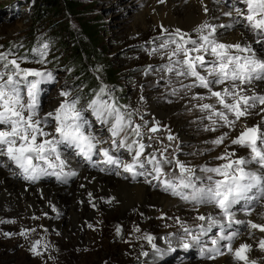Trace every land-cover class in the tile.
<instances>
[{"label":"rangeland","instance_id":"1","mask_svg":"<svg viewBox=\"0 0 264 264\" xmlns=\"http://www.w3.org/2000/svg\"><path fill=\"white\" fill-rule=\"evenodd\" d=\"M213 1H216L218 7H221L223 10L227 9L232 13V15L234 16L236 28L244 25V27L242 26L239 29H242L243 32L248 33L251 39H255V41L258 39V37L256 35L254 36V34H252V31L245 26L246 22L243 20L242 16L239 15V13L246 14L247 5L244 0ZM78 2L81 3V8L79 9L80 14L78 15V17L99 27L101 41L100 46L103 50V63L110 66L111 71H114L116 73V79L113 84L110 86L106 85L108 91L111 93V97L115 100L117 106L121 108V111L125 113L126 117L128 113H131L133 126L137 124L141 126L140 131L143 134L141 137H136L135 134L128 129H126L125 131L127 132L128 143H131L133 140H138L140 143H143L145 145L144 152L140 156V162L143 163L144 166H147V169L142 170V174H145L149 170L148 168L151 163H149L148 161L153 156H155L156 160H158L162 165L165 166V170L169 176L179 177L180 172L175 165V161H180L186 166L194 169V183L196 184L197 188H202L211 186L212 182L217 176L216 174L204 171L203 169L213 168L214 166H216V164L227 162L225 160L217 159V157H220L225 153L234 152L235 155L232 157V159L242 158L238 156L237 151L241 149L246 151L245 160H248V158L251 160V154L247 148L234 144H232V146H237L239 147V149L237 147H233V150H231V148L228 147V145L231 144V140L235 138L233 137V135L235 133L238 122L236 123L234 128L221 127L219 126V124H217L215 125L216 131L208 130L214 125H212L211 121L205 118L209 115V113L201 111L199 105L204 103L215 104V98L203 100L193 99V96H199L201 94L207 97V89L199 87H184V85L192 84V78L179 77L175 75V72L169 73L167 71V67L172 66L175 59H177L176 57H173L172 61L168 59V55L175 48V45L170 44L166 49L159 48V45L163 41L169 40L170 38L178 39V37L175 35L177 28L170 27L167 31H163L162 29H160V27H157L153 23V21L150 20L146 22V25H144V31L137 28L138 22L147 15L146 11H150V8H146L148 0H78ZM163 2L161 4H163ZM34 20L35 17L33 16V8L31 7V4L27 3L26 0H0V53L7 54L8 59H17L22 68L46 70L53 73V76L55 77L54 82L51 84V86L45 88L47 94L40 106L39 115L41 117L55 109L49 108L50 103L59 104L62 100L65 99V97L60 96L61 91H68L69 96L67 97V99H78V109L82 111L86 119L93 120L92 129L88 127L86 131H90L94 135L100 136V138L103 139V142H105V144L101 143V147H110L109 142H112V138H110L111 134L108 131V125L99 122L95 116L94 118H92L93 114L88 109V104L91 101H88L84 98L83 88L79 85L80 82L77 79V76L72 75L73 72L71 71L67 60L68 55L65 56L67 52L66 49L61 48L59 43L57 44L56 41H54L55 37L52 36V34H46L45 29L47 25H44V27H42L41 25L34 27ZM65 20L68 22L67 25L69 24L71 31L77 30V21L75 18H73L72 16H66ZM237 20L240 21L239 24L237 23ZM58 21H60L59 18L54 19L47 17V19L43 23L50 24L52 22ZM148 29L149 32L147 31ZM180 32L183 33L182 31ZM31 33H37L35 45L33 43H30L32 42V38H30ZM200 34L201 33L197 34L195 31V36L187 35V37H191L193 40L199 41ZM62 36L60 35L56 38L58 39L59 37H61L63 38L62 41L68 40L67 33H63ZM37 38H39V40ZM47 39L49 43H45ZM215 39L221 43L228 44L227 42L221 41L220 38H216V35ZM254 43L257 44L256 42ZM44 44L48 45L45 62L43 64L37 63V61L40 59L38 51L43 49ZM258 45L264 48V45ZM188 47H192V45H188ZM27 48H32L31 52L28 51L24 53ZM65 48L69 47L65 46ZM153 49H157V51L152 52ZM196 54L197 53H193V55ZM205 58L208 61H211L213 59V57H211L210 55H206ZM3 63L4 62H0V70H2ZM102 66L101 70L105 67ZM200 71L202 74H205L204 69H200ZM246 85L247 84L242 85V87H246ZM224 86L216 85L214 86V90L218 91ZM166 87L170 90L166 89ZM174 90L175 94H173ZM179 90L181 92H184V95L183 97H180L178 99ZM196 92L199 95L196 94ZM189 93H193V95L191 96ZM188 95L191 98V102L187 106V110H184L179 114L177 113L178 119H176V121L173 120L174 122H171L168 115H166V111L161 115L158 114L156 110L154 111L152 109L153 104L158 102L161 97L165 98L164 96H170V101H173L175 105H178L180 102H182L183 98L185 99L186 97H188ZM102 98L109 99L108 96H104ZM93 99H95V97ZM109 102H111V100H109ZM258 106L260 107V109L255 107L251 108V110L254 111L253 113L256 116L263 117L264 112L261 111V108L264 106ZM216 107L220 108V105L216 104ZM251 110L249 109V111ZM172 115L174 114L172 113ZM248 117L249 115L246 117H242L241 121L247 120ZM229 118L233 119L232 116H230ZM157 123L159 130L155 133L150 132L149 129L153 126H157ZM176 123L177 125H175ZM95 125L97 126L95 127ZM45 130L48 132H52L53 126L49 124V126ZM179 130L181 131V134L188 136V141L180 139ZM225 132L228 133V137L221 145L217 146L211 143L213 140H215ZM169 134L175 137V139L168 140L167 137ZM137 147V145H133V149L137 150ZM122 149L123 151L128 152L127 148ZM6 159L7 158L5 156L0 155V161L6 163V165L8 166L7 167L6 165H2V163H0V167H6L5 169L11 170V173H13L17 179L16 181L22 182V184L24 185L33 187L36 185L34 183H50L62 186L68 185L71 181L74 182L73 179H69L66 183H55L48 181L46 177L38 182L26 180L22 174L18 173L15 168L10 166L8 159ZM167 161H172V163H168ZM254 163L255 162H253V167ZM255 168L259 167L255 166ZM87 170L97 172L93 171L92 167H88ZM16 172L18 175L16 174ZM97 173L102 174L105 177H109L113 181L122 180L125 182L136 184L146 181L145 183L147 184H153L152 181L147 180L131 181V177L126 175L125 178L123 176V179H121L122 177H116L111 173H107L109 176L100 171ZM76 175L73 177H76ZM209 177H212V180H209ZM152 187L155 191L162 192L164 196H170L166 192L162 191L158 184L154 183ZM186 190L187 191L185 192H187V194L191 193V189ZM261 197L259 199H261ZM170 198H172V201L179 202L187 207L186 211L190 212L189 209L192 210V213L190 212L191 219L186 223L180 224V226H176L179 227L178 230L180 231V234L176 235L173 241L164 242L165 239H172L173 233L171 230L166 231V233H164V231L159 232L160 230L158 226L154 225V223L156 222L155 218H152L149 221L150 224L147 226H145V224H142L143 221L137 223L140 232H134L133 235L127 237L125 235L126 232L122 231L121 229H119V232H117L118 226L116 225V223L118 222V217H113L109 220L112 221V227L105 226L99 229L98 237L101 238V242L97 250L92 255H89L86 264H131L130 260L125 259H123V263H117L113 254L118 251L117 249L120 248V250H125L127 255L133 256V252L136 248H141L142 245L148 242V240L145 238L146 236H152L154 237V239L152 243L148 242V246L145 245L141 248L144 253H147V255L142 254L143 261L137 264H184L189 258L185 255L186 251L188 253L191 252V254L196 256V258H198L199 260L203 258L207 260L208 255L199 254V249L201 246L199 245V243H193L191 241V237H189L184 232V229L188 228L193 234L198 235L200 237L199 242L205 241L206 243H208L209 239L214 236L215 229L220 227V225L217 224L212 227H209L208 225L203 226L207 222V220L198 219V217L201 216L200 210L209 207L220 216H222L220 209L215 207L213 204H201L193 202L191 200H178L177 198H174L172 196H170ZM258 201L254 207L243 208L244 210H242L241 208V211L245 213L254 212V208H257V206H259ZM249 208H253V210ZM158 213H160V211L156 212V214ZM171 215V218L165 219L167 223L177 221L178 217L174 216L173 213ZM248 215L250 214H247L246 216ZM61 216L63 217L64 214ZM200 224H203V235ZM239 226L243 227V225L241 224H239ZM232 227L236 228L235 224H233ZM233 228L226 226V228H224L225 230L223 235H226L229 232L233 233ZM239 228L240 227H238V229ZM241 229L242 228H240L239 230ZM5 233H8L9 235L6 236ZM20 233V231L16 232L15 236L21 237L22 235ZM255 234L257 235V232L254 231L251 235L255 236V238H258V236L256 237ZM87 235L88 234L86 233V236L84 237H87ZM12 236V233L8 229H3L0 232V239L9 240ZM205 237L206 240L203 239ZM117 238H119L120 240ZM41 240L42 238L38 239V237L29 240L27 238H24L20 242L21 246L19 248V251H23L28 256L35 255V253L31 251V249L33 245L37 241H39V245H37V251L40 252L42 250L41 247H43ZM158 242L161 244L160 247L157 245ZM185 242L191 244V246L187 249L182 247L183 243ZM233 242L234 239L231 243L233 244ZM153 244L156 245V249H159V252H157V250L153 248ZM209 244L210 241L208 245ZM221 244L223 246L224 242ZM13 250L11 251V253H17L18 248L14 247ZM262 254H264V252ZM223 255H229L232 258L234 264H241V262L236 261L233 258L232 254L224 253ZM12 256L13 255L5 258L1 257L0 264H7L13 259L11 258ZM57 260L60 262L62 261V264H79L81 258H77L73 255H68L62 258H57Z\"/></svg>","mask_w":264,"mask_h":264},{"label":"snow or ice","instance_id":"2","mask_svg":"<svg viewBox=\"0 0 264 264\" xmlns=\"http://www.w3.org/2000/svg\"><path fill=\"white\" fill-rule=\"evenodd\" d=\"M244 2L247 5L246 14L239 13V15L246 22V27L258 37L255 42L264 45V0H244ZM224 15L231 16L232 13L225 12ZM239 22L237 20V23ZM231 26H214L205 23L196 29L198 33H201L199 41L187 37V34H183L177 29L175 35L178 39L170 38L159 45L161 49L168 48L170 44L175 45V48L168 55V59L170 61L173 60V57L177 59L172 66L167 67V71L169 73L175 72V75L179 77L192 78V84L184 85V87L207 89V97L193 96V99L215 98V104L204 103L199 105L201 111L209 113L205 118L214 125L208 129L211 131H216L215 125L217 124L221 127L234 128L242 117L250 114L249 109L255 108L257 105L264 106V95L255 92L252 95H247L245 94L247 90L242 87V85L251 84L253 81L264 80V59L257 57L251 45L225 44L215 39L217 27ZM188 45H192V47H188ZM47 48L48 45L44 44L43 49L38 51L40 59L37 63L43 64L45 62ZM156 51L157 49L152 50V52ZM193 53L197 54L193 55ZM206 55H210L213 59L211 61L206 60ZM0 62H4L2 70H0V155L6 156L16 168L25 174L27 179L34 181L40 175L55 176L57 180L66 183L68 177L75 176V171H64L65 161L61 159L60 154V146L62 145L74 149L77 155L89 162H92L94 155H99L104 157L103 162L105 164L117 168L122 167L124 172L131 173L133 177L139 174L135 169L137 166L141 168L144 166L139 158L144 152L145 145L138 140L127 143L125 130L128 129L136 137H141L143 135L140 131L141 126L138 124L133 126L131 113H128L127 117L125 116V113L121 111V108L111 97L107 86L100 88L96 98L88 104V109L99 122L108 125V131L112 137V144L109 148L101 147L102 141L92 132L86 131V125H89V122L77 107L79 100L67 99L68 91L60 92V96L65 97V99L53 111L46 113L43 117L39 115L40 85L54 81L55 77L51 71L22 68L17 59H8V55L5 53H0ZM200 69H204L206 74H202ZM216 85L225 86L217 91L214 90ZM173 94H175V90ZM104 96H108L109 99H103ZM216 104L220 105V108H217ZM261 111L264 112V107L261 108ZM230 116L233 119H230ZM49 124L53 126L52 132L45 130ZM158 130V123L157 126L149 129L152 133ZM227 137L228 133L225 132L211 143L217 146L221 145ZM167 138L168 140L175 139L171 134ZM231 143L249 149L251 161L244 158L232 159L235 155L234 152L217 157V159L227 162L215 168L203 169L221 177L214 180L211 186L197 188L193 180L194 169L180 161H175L180 172L179 182L173 183L167 180L162 182L164 191H171L172 195L180 196L185 201L213 204L219 208L228 227H231L233 222L242 223L233 220L231 209L234 204L245 199L246 193L253 187L260 186L261 192L264 193V175L246 171L244 167L249 162H255L264 169V130L260 125L252 127L244 125L239 135L232 139ZM133 145L138 146L133 163L122 164L113 155L114 151L124 147H127L128 151L131 152ZM53 156L55 161L59 162L58 164L51 158ZM37 161L43 162L47 168L36 163ZM148 162L159 165L155 156ZM167 162L172 163V161ZM48 169H52V171H48ZM154 171L157 174L154 179H159L162 169L156 166ZM208 179L212 180V177ZM178 189H191V193L186 194L183 191H178ZM198 219H207L210 222L209 227L221 224L213 217L201 215ZM247 223L252 229H259V231L264 232V224H256L251 221ZM200 227L203 232V226ZM220 230L223 233V224H221ZM117 232H119V228ZM184 232L191 237L193 243H199L200 237L198 235L193 234L188 228H185ZM20 234L25 235V232ZM5 235L9 234L5 233ZM236 235V232L230 235H221L219 240L228 241L225 245L226 250L232 254L236 261L241 262V264H256L255 261H249L247 255L251 245L245 243L233 248L231 242ZM145 238L149 243H152L154 239L152 236ZM218 242V240H212L214 246ZM37 245H39V241L33 245L31 251L39 255ZM152 246L156 249L155 244ZM190 246L191 244L187 242L182 245L185 249ZM259 247L264 250V239L259 241ZM156 250L159 252V249ZM207 251L214 253L208 257L209 259H215L217 255L224 254L218 247L210 248Z\"/></svg>","mask_w":264,"mask_h":264},{"label":"bare ground","instance_id":"3","mask_svg":"<svg viewBox=\"0 0 264 264\" xmlns=\"http://www.w3.org/2000/svg\"><path fill=\"white\" fill-rule=\"evenodd\" d=\"M163 1V4H161V0H148L146 8H150V11L147 10V15L138 22V29L143 30V28H145L144 25H146V22L149 20L153 21V23L163 31L165 29L168 30L170 27H176L182 31L183 34L187 35H194L196 29L205 23L214 26L232 25L231 27L225 28L217 27L215 34L216 38H220L221 41L227 42L228 44L241 43L242 45H251L257 57L264 59V48L255 44V39H251L248 33L239 29L242 26L244 27V25L236 28L234 16L226 17L224 13L229 12V10H223L221 7H218L216 1ZM205 9H207V11H205ZM147 31L149 32V29ZM196 33L198 34L197 31ZM252 34L254 33L252 32ZM244 88L247 90L245 93L247 95L250 93V95H252L253 92L264 95V80L253 81L252 84H247ZM166 89L170 90L167 87ZM183 93L184 92L179 90L178 99L183 97ZM193 93L189 94L192 96ZM196 94L198 93L196 92ZM199 96L203 95L201 94ZM164 97L165 98L161 97L163 99L160 98L158 102L154 103L152 109L154 111L156 110V112L161 115L166 111V115H168L171 122L176 121V119H178L177 115L187 110V106L191 102L189 95L185 99L183 98L182 102L178 105L170 101V96ZM49 105V108L53 109L59 104L50 103ZM256 108L260 109L258 105ZM249 112L250 114L247 120L238 121L233 137L239 135L244 125H260L262 130H264V116H256L253 110ZM172 113L174 115H172ZM177 123L175 125H177ZM96 126L97 125H95V127ZM179 133L181 140H189L187 138L188 136L181 134L180 130ZM228 147L233 150V147L236 148L237 146H232L231 143ZM237 148L239 149V147ZM237 151L238 156L246 159L245 150L240 149ZM248 161L251 160L248 158ZM0 163L6 165V163L1 161ZM245 167H253V162L247 163ZM5 168L6 167H0V232L3 229H8L13 236L9 240L0 239V258L13 255L11 257L13 259L7 264H62L63 262L58 261L57 258L68 255L81 258L79 264H86L89 255H92L97 250L101 242V238L98 237L99 229L105 226L112 227V221L109 220L113 217H118L116 225L119 229L126 232L125 235L127 237L133 235L134 232H138L136 231V229H139L137 223L143 221L142 224L147 226L150 224L149 221L155 218L156 222L154 225L158 226L159 232L164 231V233H166V231L171 230L173 233L172 239H165L164 242L173 241L174 237L180 234L178 230L179 227L176 226H180V224L186 223L191 219V209H189L190 212L186 211L187 207L179 202L172 201L170 196L166 197L162 192L155 191L152 187L153 184H147L145 183L146 181L142 183L139 182L138 184L122 180L113 181L109 177L98 174L97 172L99 171L92 172L84 169L80 165H74L70 168L69 172L75 171L77 174L76 177L70 176L67 178V181L73 179L74 182L71 181L68 185L62 186L50 183H34L36 185L31 187L22 184V182H17L15 175L11 173L12 171ZM257 169L258 168H255L256 171ZM105 174L108 175L107 173ZM125 177L126 176H124V178ZM121 179H123V177ZM53 182L65 183L63 181ZM263 195L264 193L261 199H259L260 197L255 199L260 201H258L259 206L254 208V212H242L241 208L237 206H233L231 209V212L235 215L234 221L242 222H233L231 224V228H233L232 226L235 224L236 228L233 229L234 232L237 233L232 246L236 248L239 247L240 244L245 243L251 245V249L248 251L247 255L249 261H255L256 264H264V254H262L264 250H261L259 247V241L264 239V232L259 231V229H252L248 226L247 222L251 221L256 224H264ZM255 204H252L250 207H254ZM242 210L244 209L242 208ZM157 211H160V213L156 214ZM172 213L174 216H177L178 219L176 222L167 223L165 219L171 218ZM249 213L250 215L246 216ZM63 214L64 216L62 217L61 215ZM200 215L213 217L217 221H220L221 224L224 225V228L227 226L223 216H220L209 207L200 210ZM209 223L210 222L207 220V222L202 225L209 226ZM221 224L218 225L221 226ZM239 224L243 225V227L239 226ZM238 227L242 229L239 230L240 228L238 229ZM18 231L25 232V235L16 237L15 233ZM254 231L257 232V235H255L256 237L258 236V238L251 235ZM86 233L88 235L84 237ZM36 237H38V239L42 238V242H40L43 244V247H41L42 250L39 252V255L35 254L28 256L23 251H19L21 246L20 242L24 238L29 240ZM203 239L206 240V237ZM145 245L148 246L149 243H145L142 247ZM157 245L160 247L161 244L158 242ZM14 247L18 248V251L13 254L11 251ZM141 248H136L133 252V256L127 255L125 250L123 251L119 248L113 256L117 263H123V259H125L130 260L131 264H137L143 261L142 254H144V252ZM185 255L189 258L184 264H234L229 255H221L212 262L204 258L199 260L196 256L191 254V252L188 253L186 251Z\"/></svg>","mask_w":264,"mask_h":264},{"label":"trees","instance_id":"4","mask_svg":"<svg viewBox=\"0 0 264 264\" xmlns=\"http://www.w3.org/2000/svg\"><path fill=\"white\" fill-rule=\"evenodd\" d=\"M33 8V16L35 20L33 26L47 25L46 34H52L54 41L66 49L68 64L70 66L72 75H76L83 88L84 98L92 101L96 98L97 93L102 86H110L116 79L115 72L111 71V67L103 63V50L101 49V41L99 34V27L84 21L79 18L81 3L78 0H26ZM72 16L77 21V30L71 31L69 24L65 18ZM47 17L57 19L60 21L52 23H43ZM50 22V21H49ZM67 33L68 40L56 37ZM37 33H31L30 38L34 45L36 44ZM63 37V36H62ZM39 40V38H37ZM45 43H49L48 39ZM65 46L69 48H65ZM32 48H27L24 53L30 51ZM26 57V56H25ZM105 66L104 69L101 66ZM102 66V67H103ZM101 80V81H100Z\"/></svg>","mask_w":264,"mask_h":264}]
</instances>
